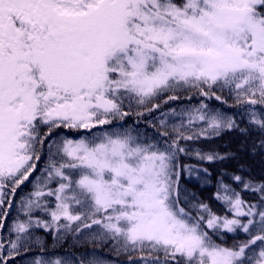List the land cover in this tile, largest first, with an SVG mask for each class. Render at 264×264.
Segmentation results:
<instances>
[{"label": "snow or ice", "instance_id": "obj_1", "mask_svg": "<svg viewBox=\"0 0 264 264\" xmlns=\"http://www.w3.org/2000/svg\"><path fill=\"white\" fill-rule=\"evenodd\" d=\"M232 132L264 155V0H0V264H264Z\"/></svg>", "mask_w": 264, "mask_h": 264}, {"label": "trees", "instance_id": "obj_2", "mask_svg": "<svg viewBox=\"0 0 264 264\" xmlns=\"http://www.w3.org/2000/svg\"><path fill=\"white\" fill-rule=\"evenodd\" d=\"M192 103H197V99H194ZM213 106L219 107L216 101H208ZM167 107V106H166ZM227 111L234 112L235 109H227ZM158 115V113H157ZM152 119V117H145L144 122H142L138 127L141 129L147 128V120ZM135 121V117H129L128 123L132 124ZM147 131L152 132L153 129L147 128ZM251 140H245L243 136L236 132L232 133H224L221 137L216 138L213 141H202L198 147H202L204 150L209 149H215L221 153L225 152H232L235 153L234 159H228L223 162H217L215 164H206L204 166L208 167L209 170L213 174V179L220 173L221 169H226L229 172L236 171L238 167L243 164L247 171L255 176L257 179H259L261 176H264V155H261L257 153L256 155H252L250 152L251 147ZM39 167H42V164L39 165ZM186 187L193 191H197L198 193L202 194V198L208 199L211 196L212 189L211 187L207 188H199L198 184L194 181H184ZM31 188L30 184H26L22 186V189L18 192V196L25 195ZM12 215L15 216V211L13 210ZM40 235L44 237L46 240V243L48 245V253L51 254L52 252H55L56 254H59L63 256L66 253H71L73 251L75 252H84L88 251L90 249L84 248V247H73V240L71 237H69L66 241L61 242L58 245H55L53 247V240L51 236H48L45 233L40 232ZM33 253L27 254L26 257L17 258V264H28V262L31 260Z\"/></svg>", "mask_w": 264, "mask_h": 264}]
</instances>
